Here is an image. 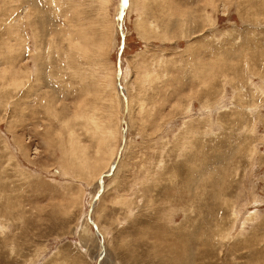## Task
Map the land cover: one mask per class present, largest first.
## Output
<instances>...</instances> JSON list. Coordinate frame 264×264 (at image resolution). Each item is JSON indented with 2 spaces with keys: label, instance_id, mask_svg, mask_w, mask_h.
I'll use <instances>...</instances> for the list:
<instances>
[{
  "label": "rangeland",
  "instance_id": "rangeland-1",
  "mask_svg": "<svg viewBox=\"0 0 264 264\" xmlns=\"http://www.w3.org/2000/svg\"><path fill=\"white\" fill-rule=\"evenodd\" d=\"M120 5L0 0V264H264V0Z\"/></svg>",
  "mask_w": 264,
  "mask_h": 264
},
{
  "label": "water",
  "instance_id": "water-1",
  "mask_svg": "<svg viewBox=\"0 0 264 264\" xmlns=\"http://www.w3.org/2000/svg\"><path fill=\"white\" fill-rule=\"evenodd\" d=\"M125 2H126V0H121L120 9H119V12H118V15H117L118 30H119V33H120V35H121V46H120V51H121L122 46H123L122 16H123V9H124V7H125ZM120 51H119V53H120ZM119 62H120V60H119V58H118V59H117V76L120 75V66H119ZM117 86H118V88H119V92L123 95V97H124V99H125L126 97H125V95H124V93H123V90H122V87H121V85H120V83H119V80H117ZM123 117H124V114H123ZM123 117H122V120H121L122 122L124 121V118H123ZM123 132H124V130H123ZM123 143H124V136H122V142H121V145H120V147H119V150H118V153H117V158H116V160L113 162V164H111V166H110V168H109V170H108L107 172L102 173V174L99 176V179H98L99 189H98V191H97V193H96L94 199L97 198L98 194H100V192H101L102 189H103V177H104V176H108V175H110V174L113 172V169L115 168L116 163H117V160H118V158H119L120 151H121V149H122V147H123ZM89 214H90V210L88 211L87 217H88L89 222H90V223L93 225V227L96 229V225H95L94 223H92V222L90 221V219H89Z\"/></svg>",
  "mask_w": 264,
  "mask_h": 264
},
{
  "label": "bare ground",
  "instance_id": "bare-ground-1",
  "mask_svg": "<svg viewBox=\"0 0 264 264\" xmlns=\"http://www.w3.org/2000/svg\"><path fill=\"white\" fill-rule=\"evenodd\" d=\"M122 28H123V27H122ZM200 65L202 66V64H200ZM206 66H207V64H206ZM198 67H199V66H198ZM207 67H208V66H207ZM210 67H211V65H210ZM201 68H202V67H201ZM204 68H206V67H204ZM207 69H208V68H207ZM198 70H199V69H198ZM208 70H209V69H208ZM206 71H207V70H206ZM209 71H210V70H209ZM207 72H208V71H207ZM120 75H121V67H120ZM120 75H119V76H120ZM205 75H206V74H205ZM198 76H199V75H198ZM118 78H119V77H118ZM201 78H202V77H201ZM201 78H200V79H201ZM198 79H199V78H198ZM205 80H207V79H205ZM119 83H120V82H119ZM120 85H121V84H120ZM123 118H124V121H123L122 123H123V124H126V123H125V114H124V117H123ZM125 133H126V132H124V142H125ZM123 146H124V143H123ZM122 150H123V147H122V149H121V151H120L119 158H120V156H121ZM119 158H118V159H119ZM117 164H118V160H117L116 166H117ZM116 166H115V168H116ZM115 168L113 169V172H114ZM200 172H201V171H200ZM211 176H212V175H211ZM103 180H104V178H103ZM102 191H103V190H102ZM101 193H102V192H101ZM96 200H97V198H96L94 201H96ZM93 203H94V202H93ZM191 208H192V207H191ZM203 212H204V211H203ZM91 213H92V210L90 211L89 219H90V221L93 223V221L91 220ZM235 213H236V212H235ZM199 215H200V214H199ZM187 216H188V215H187ZM200 216H201V215H200ZM197 217H198V215H197ZM209 218H210V217H209ZM189 220H190V219H189ZM205 220H208V219L206 218ZM209 220H211V219H209ZM209 220H208V221H209ZM191 222H192V221H191ZM198 222H200V220H199ZM209 222H211V221H209ZM203 223H204V222H203ZM203 223H202V224H203ZM194 224H195V223H194ZM220 224H221V223H220ZM199 226H200V225H199ZM216 226H217V225H216ZM214 229H216V228H214ZM210 230H211V227H210ZM212 230H213V229H212ZM96 231H97V227H96ZM207 232H209V231H207ZM207 232H206V233H207ZM214 232H216V231H214ZM202 233H203V232H202ZM209 233H210V232H209ZM194 234H195V232H194ZM214 234L216 235V233H214ZM201 235L204 236V234H201ZM193 236H194V235H193ZM203 236H202V237H203ZM205 236H206V235H205ZM202 237H201V238H202ZM210 237L212 238L213 236H210ZM207 238H209V237H207ZM214 238H215V237H214ZM191 239H192V238H191ZM191 239H189V241H190ZM199 240H200V239H199ZM201 240H203V238H202ZM201 240H200V241H201ZM204 240H207V239L205 238ZM189 241H187V242H189ZM177 242H178V241H177ZM177 242H176V243H177ZM192 242H193V241H192ZM176 243H174V244H176ZM190 243H191V242H190ZM184 244H185V243H184ZM184 244L182 243V245H184ZM191 244H192V243H191ZM169 245H170V244H169ZM176 245H177V244H176ZM176 245H175V246H176ZM182 245H181V246H182ZM187 245H189V244L186 243V246H187ZM171 246H172V245H171ZM181 246H178V247L176 246V247H177V248H176V249H177L176 256H175V255H173V256H174L175 258L179 259V260H182V263L184 262L183 264H185V260H187V257H189V256H188V255H185V258H184V254H183L182 249L185 250L186 247L183 248V246H182V248H181V250H180L179 247H181ZM168 247H169V246H168ZM166 248H167V247H166ZM170 248L172 249V248H175V247L172 246V247H170ZM187 248H189V247H187ZM189 249H190V248H189ZM186 250H187V249H186ZM172 252H175V251H172ZM186 252L188 253V250H187ZM191 253H192V252H191ZM191 253H190V254H191ZM169 254H170V253H169ZM188 254H189V253H188ZM190 254H189V255H190ZM193 254H194V253H193ZM186 256H187V257H186ZM174 257H173V258H174ZM189 258H190V257H189ZM189 258H188V259H189ZM196 258H197V256H196ZM196 258H194V259H196ZM170 260H171V259H170ZM179 260H178V261H179ZM191 260H193V258H192ZM175 261H176V260H175ZM186 262H187V261H186ZM193 262H195V260H193ZM193 262H191V264H192ZM172 263H173V262H172ZM175 263H176V262H175ZM175 263H174V264H175ZM189 264H190V261H189Z\"/></svg>",
  "mask_w": 264,
  "mask_h": 264
}]
</instances>
